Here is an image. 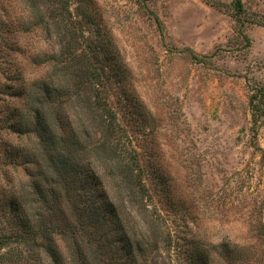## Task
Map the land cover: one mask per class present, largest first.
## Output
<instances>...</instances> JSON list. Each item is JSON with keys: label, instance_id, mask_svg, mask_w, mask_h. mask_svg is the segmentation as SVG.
Listing matches in <instances>:
<instances>
[{"label": "rangeland", "instance_id": "obj_1", "mask_svg": "<svg viewBox=\"0 0 264 264\" xmlns=\"http://www.w3.org/2000/svg\"><path fill=\"white\" fill-rule=\"evenodd\" d=\"M207 1L150 0L145 10L136 0H70L69 12L143 169L150 198L124 203L127 230L140 238L155 220L160 263L264 264L250 232L254 210L264 221V116L255 125L249 104L264 85V0H241L263 22L241 18L243 27L232 7L210 5L235 0ZM27 26L21 0H0V42L15 48L0 78L9 71L18 86L44 73L33 58L57 40ZM20 104L0 88V206L16 181L1 155L5 120Z\"/></svg>", "mask_w": 264, "mask_h": 264}, {"label": "trees", "instance_id": "obj_2", "mask_svg": "<svg viewBox=\"0 0 264 264\" xmlns=\"http://www.w3.org/2000/svg\"><path fill=\"white\" fill-rule=\"evenodd\" d=\"M21 1L27 31L57 40L33 58L45 68L42 75L20 86L9 71L0 78V88L21 102L5 120L1 145L16 181L0 206V264H165L155 253L163 242L155 220L139 238L122 217L124 203L139 207L150 197L139 156L105 95L95 50L70 16V0ZM136 1L147 10L150 0ZM210 5L232 7L239 27L241 18L263 24L247 17L241 0ZM238 34L249 42L240 28ZM4 42L6 62L15 48ZM251 92L256 125L264 116V85ZM258 215L254 210L250 232L264 245Z\"/></svg>", "mask_w": 264, "mask_h": 264}]
</instances>
